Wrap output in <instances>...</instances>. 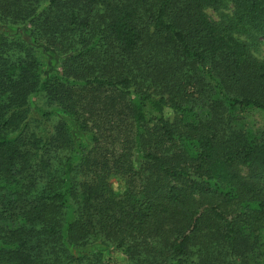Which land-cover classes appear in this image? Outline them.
<instances>
[{"label": "trees", "instance_id": "trees-1", "mask_svg": "<svg viewBox=\"0 0 264 264\" xmlns=\"http://www.w3.org/2000/svg\"><path fill=\"white\" fill-rule=\"evenodd\" d=\"M261 45L264 0H0V264H264Z\"/></svg>", "mask_w": 264, "mask_h": 264}, {"label": "rangeland", "instance_id": "rangeland-1", "mask_svg": "<svg viewBox=\"0 0 264 264\" xmlns=\"http://www.w3.org/2000/svg\"><path fill=\"white\" fill-rule=\"evenodd\" d=\"M227 12V11H225ZM206 13L208 15V17L214 21V22H218L219 21V17L217 16L216 13H214L213 11L211 10H206ZM256 55L261 58V59H264V45L262 46H259L258 50H257V53ZM249 123L254 125L255 127H262V125H264V120L262 119L261 116L259 115H252L250 118H249ZM111 184H112V188L113 190L115 191H119V189L121 188V184L120 182L117 180V179H112L111 180Z\"/></svg>", "mask_w": 264, "mask_h": 264}]
</instances>
